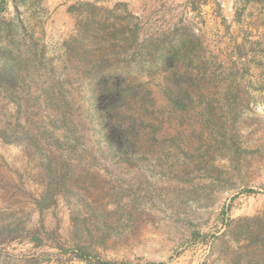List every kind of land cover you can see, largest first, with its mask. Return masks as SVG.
I'll return each mask as SVG.
<instances>
[{"label":"rangeland","instance_id":"374dc122","mask_svg":"<svg viewBox=\"0 0 264 264\" xmlns=\"http://www.w3.org/2000/svg\"><path fill=\"white\" fill-rule=\"evenodd\" d=\"M0 264H264V0H0Z\"/></svg>","mask_w":264,"mask_h":264}]
</instances>
